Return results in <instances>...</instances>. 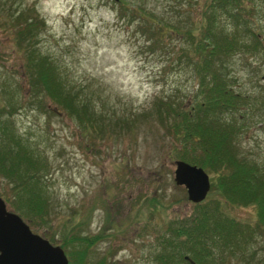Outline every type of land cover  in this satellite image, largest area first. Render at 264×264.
Listing matches in <instances>:
<instances>
[{
  "label": "rangeland",
  "instance_id": "374dc122",
  "mask_svg": "<svg viewBox=\"0 0 264 264\" xmlns=\"http://www.w3.org/2000/svg\"><path fill=\"white\" fill-rule=\"evenodd\" d=\"M14 1L41 16L36 50L54 60L75 89L91 94L95 108L102 103L107 113L125 114L135 126L118 132L109 124L114 132L107 137H81L77 120L28 86L25 54L0 12V130L6 123L18 132L45 159L48 171L43 178L48 220H23L59 245L62 235L99 233L90 246L77 241L75 248H86L82 264H157L153 256L164 250L158 242L170 239V226L191 212L194 202L173 180L177 138L150 111L159 97L192 101L197 84L184 61L189 47L182 32L200 19L206 0ZM238 1L246 9L245 14L241 9L243 24L220 9L215 26L245 43L223 56V73L233 92L251 99L220 116L237 126L233 141L238 152L264 165V113L258 109L264 101V0ZM139 8L144 17L136 23L140 17L132 20L128 14ZM174 25L182 32L168 30ZM151 34L153 49L144 40ZM13 192L12 182L0 175V197L7 210L19 214L11 205ZM217 195L210 183L206 196ZM221 210L238 221L254 218L251 204L224 202ZM73 216L86 222L77 226ZM245 246L243 257L238 253L217 264H264V234Z\"/></svg>",
  "mask_w": 264,
  "mask_h": 264
},
{
  "label": "trees",
  "instance_id": "16d2710c",
  "mask_svg": "<svg viewBox=\"0 0 264 264\" xmlns=\"http://www.w3.org/2000/svg\"><path fill=\"white\" fill-rule=\"evenodd\" d=\"M8 1L0 0V12L4 16L2 21L14 31V41L18 48L23 49L26 61L23 74L28 86H35L36 93L46 96L55 106L59 105L66 114L77 120L81 137H107L114 132H110L109 124L116 126L118 132L122 129L131 131L135 126L129 117L114 110L107 113L102 103L95 108L91 94L75 89L55 61L36 50L35 36L40 29L41 16L36 11L35 14L26 12L14 0L6 6ZM204 4L201 17L192 25L193 28H184L182 32L177 25L172 29L163 27V31L168 29L176 35L181 32L185 34L189 48L184 51V61L186 66H191L197 84L192 101L174 102L169 97H159L153 99L150 112L158 118L168 134L177 138L175 157L209 172L210 183L219 195L215 198L205 196L201 201L194 202L191 212L174 221V226H170V239L163 238L158 242L164 250L153 256L157 264L175 261L177 264L222 263L225 259L240 257L238 253L243 257L247 249L245 244L264 234V165L248 160L238 152L233 141L238 128L233 120L220 116L221 111L235 110L244 99L251 98L233 92L223 73V56L240 45L245 47V43L234 38V35L227 37L226 33L218 30L214 16L218 10L224 9L239 25L245 21L241 13V9H244L238 0H206ZM140 13L143 14L140 8L138 13L131 9L128 16L132 20L139 16L136 23H140L144 17ZM154 36H145V46L152 49L157 46ZM254 43H258V40ZM178 61L180 58L176 63ZM258 109L264 113V101ZM0 131V175L12 182L14 196L11 197V205L27 220H35L34 217L39 222L48 220L49 195L46 194L43 180L48 172L45 159L38 152L30 150L26 140L8 124H3ZM224 202L251 204L253 220L238 221L227 215L221 210ZM73 219L77 226L86 222V218L73 216ZM97 238L99 233L82 237L72 232L69 237H60V245L64 247L71 264L73 260L74 264L75 261L82 264L86 248H75L79 244L76 245L77 241L83 239L90 246Z\"/></svg>",
  "mask_w": 264,
  "mask_h": 264
},
{
  "label": "water",
  "instance_id": "95a60500",
  "mask_svg": "<svg viewBox=\"0 0 264 264\" xmlns=\"http://www.w3.org/2000/svg\"><path fill=\"white\" fill-rule=\"evenodd\" d=\"M173 164V180L185 188L187 198L204 199L210 184L207 172L182 159ZM0 264H67V258L59 245L31 231L17 213L7 210L0 197Z\"/></svg>",
  "mask_w": 264,
  "mask_h": 264
}]
</instances>
